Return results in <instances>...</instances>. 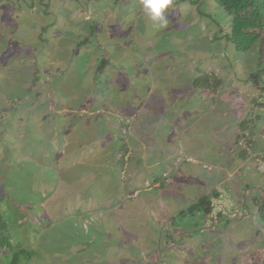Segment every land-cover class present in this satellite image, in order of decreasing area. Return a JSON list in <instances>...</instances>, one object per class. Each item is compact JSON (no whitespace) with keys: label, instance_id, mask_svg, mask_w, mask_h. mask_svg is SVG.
<instances>
[{"label":"rangeland","instance_id":"374dc122","mask_svg":"<svg viewBox=\"0 0 264 264\" xmlns=\"http://www.w3.org/2000/svg\"><path fill=\"white\" fill-rule=\"evenodd\" d=\"M170 8L157 28L140 0H0V212L32 253L17 264H264L247 153L264 158V44L237 50L218 0Z\"/></svg>","mask_w":264,"mask_h":264},{"label":"trees","instance_id":"16d2710c","mask_svg":"<svg viewBox=\"0 0 264 264\" xmlns=\"http://www.w3.org/2000/svg\"><path fill=\"white\" fill-rule=\"evenodd\" d=\"M224 8V11L234 16L233 26L231 30V36H228L229 40L234 43L235 48L238 50H249L255 46L257 41H260V46L264 44V15L262 3L259 0H218ZM260 65L263 66L256 73H252L250 77L252 80L260 81L261 73L264 74V57L263 64L261 60V55L264 56L263 47L259 51ZM260 67V66H259ZM203 80L198 82L196 87H201V82L203 87L210 88L208 83V78H202ZM220 81V79H219ZM217 193L214 192V195ZM254 203L258 208V218L264 222V193L259 196H254ZM196 206L203 208L207 214L214 212L212 198L207 195L200 198ZM12 235L10 233V222L7 218L0 212V247L6 246L12 249V253L6 254V264H17L21 260L29 261L31 259V254L26 251V246L22 244L13 245ZM27 256V257H26Z\"/></svg>","mask_w":264,"mask_h":264},{"label":"clouds","instance_id":"9594fccd","mask_svg":"<svg viewBox=\"0 0 264 264\" xmlns=\"http://www.w3.org/2000/svg\"><path fill=\"white\" fill-rule=\"evenodd\" d=\"M173 2H174V0H140V4L142 6L143 14L145 15V17L148 20H150L152 22L153 26L157 27V28H164L169 24V18L167 17V13L171 10L170 6L173 4ZM261 3L263 6L264 1H262ZM262 9H263V15H264V7ZM228 16H231V15L228 14ZM231 25H232V22H231ZM246 132L248 133V131L246 130L244 133L241 134V137H239V140H238V145L242 147V153L243 154H246L247 147L249 146L247 143L251 144V137H250L251 134L250 133L246 134ZM243 138H245L246 140L244 141V143L241 144L240 141ZM183 150H186V148ZM247 153L252 155V157L254 158L256 163H257L256 157L260 158L264 162V158L260 155L258 156L257 153H250V152H247ZM167 156L169 157V155H167ZM184 156H185L184 161H189L190 157H191V159H194V157H192L193 155L189 152H186L184 154ZM259 168L261 169V171L264 170L260 166H259ZM165 170H167V169H165ZM165 170L162 172V179L166 183V179H165L166 177H164V176H166ZM168 172L172 173L171 171H168ZM157 184H159V186H162V185H160L159 182H157ZM204 196H207V194ZM197 203H198V201H197Z\"/></svg>","mask_w":264,"mask_h":264},{"label":"crops","instance_id":"0c3cea01","mask_svg":"<svg viewBox=\"0 0 264 264\" xmlns=\"http://www.w3.org/2000/svg\"><path fill=\"white\" fill-rule=\"evenodd\" d=\"M211 112H208L207 114H205L206 116H204V117H208V115L210 116V118L209 119H211L213 122H215V123H217V122H219V121H215V120H213V117H214V113L212 112V110H210ZM245 124V123H244ZM237 126H239V124L237 125ZM243 127V126H242ZM244 128V127H243ZM245 129H247V128H244L243 130H242V132H241V134L242 133H244L246 130ZM221 139L222 140H224L225 139V135H224V132L221 134ZM195 142V141H194ZM170 155V154H169Z\"/></svg>","mask_w":264,"mask_h":264},{"label":"built area","instance_id":"2783aa9c","mask_svg":"<svg viewBox=\"0 0 264 264\" xmlns=\"http://www.w3.org/2000/svg\"><path fill=\"white\" fill-rule=\"evenodd\" d=\"M246 134H248V133L246 132ZM245 140H246V139L243 138V139L240 141V143H241V144L244 143ZM256 161H257V164H258L262 169H264V162H263L260 158H258V157H256Z\"/></svg>","mask_w":264,"mask_h":264}]
</instances>
